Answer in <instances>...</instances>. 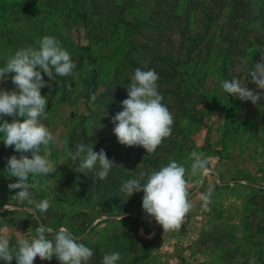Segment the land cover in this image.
I'll return each mask as SVG.
<instances>
[{
    "label": "rangeland",
    "instance_id": "obj_1",
    "mask_svg": "<svg viewBox=\"0 0 264 264\" xmlns=\"http://www.w3.org/2000/svg\"><path fill=\"white\" fill-rule=\"evenodd\" d=\"M100 1L0 0V67L16 50L38 47L37 41L46 35L59 40L77 66L71 76L61 77L54 73V81H49L42 73L44 80L50 83V87L41 89V95L48 101V119L42 123L56 136L57 142L50 145L47 153L53 173L47 177L30 176L29 182L34 185L32 199H49L51 206L46 213L33 214L32 205L14 198L19 190L8 188L10 183L17 182V178L6 174L7 160L12 155L19 158L20 154L13 148H6L3 134H0V234L5 235L14 247L18 237L30 239L41 224L54 231L65 227L93 249L94 255L88 264L94 258L102 264L103 256L112 252L121 255L117 264H264V192L258 191L264 189V99L253 105L222 89L218 69L221 60L219 43L228 9L211 28L215 41L211 53L180 69L182 87L190 97L189 106L192 107L188 108L186 104V110L181 112L177 110V102L168 106L173 115H185L182 126L186 139L177 138L179 143L169 144L167 160L161 164L167 165L175 159L187 169L193 208L181 228L164 234L162 227L144 213L143 192L134 193L128 199L120 192L126 181L120 179L123 176L120 169L125 167L120 161L111 158L117 164L112 172L116 187L112 189L119 190L118 195L103 196V189L111 185L109 178L99 187L94 183L99 180L96 175L100 170L98 163L79 181L72 182L79 174L76 161L66 153L65 145L69 150L68 134L74 126L79 132V117L89 115L97 107L86 102L85 95L95 85L99 93L113 77L116 57L113 51L122 37L121 30L115 31L107 42L95 37L96 33L107 37L113 31L110 29L111 18L104 19L106 13L110 17L117 16L114 7L109 6V10L106 4L107 7L101 8ZM110 1L117 6L122 2ZM133 1L127 16L131 11V16L143 17L154 3V0ZM187 1H178L175 9L178 14L184 12ZM258 6L253 3L252 12ZM93 11L87 27L83 28L78 13L86 12L89 16ZM95 23L101 26L100 30L91 28ZM96 57L98 59L94 61ZM93 76L94 84H91ZM233 78L239 79L250 90L258 91L252 79ZM0 88L12 90L11 79L0 83ZM260 94L264 96V93ZM121 96V102L127 99V91ZM117 113L109 112V115L113 118ZM4 119L12 120L11 117ZM19 119L23 121V118ZM130 149L128 155L122 153L128 167L124 174H132L139 159L144 157L142 150L141 158H136L139 150ZM193 151L211 158L203 176L190 174L192 161L189 157ZM40 154L45 155L43 149ZM28 155L31 158L30 153ZM133 176L137 177L136 174ZM209 190L212 192L211 203L205 208L202 196ZM120 216L123 217L121 221ZM259 258L263 260L259 261ZM12 264H16L15 260Z\"/></svg>",
    "mask_w": 264,
    "mask_h": 264
},
{
    "label": "clouds",
    "instance_id": "obj_2",
    "mask_svg": "<svg viewBox=\"0 0 264 264\" xmlns=\"http://www.w3.org/2000/svg\"><path fill=\"white\" fill-rule=\"evenodd\" d=\"M37 45L16 50L0 67V83L10 78L14 86L12 90L0 88V134H3L5 147L20 154L19 158L12 155L7 160L6 174L17 178V182L10 183L8 188L19 190L14 198L32 205L33 214L46 213L51 204L49 199L36 201L31 198L34 185L29 182V177H47L53 173L47 153L50 145L57 142L56 136L42 123L48 119V101L41 95V89L50 87L42 73L49 77V81H54V73L61 77L71 76L77 67L56 38L46 35L37 41ZM250 76L258 91L250 90L237 78L223 81L222 89L241 101L257 105L264 99L260 94L264 93V55L254 64ZM130 80L127 99L121 104L123 110L112 118L114 135L119 144L129 148L142 147L147 155H151L165 138L172 135L174 116L158 91L159 76L155 69L144 71L137 68ZM68 90L71 91L70 86ZM96 99L92 94L90 100L93 104ZM4 117H11V122ZM42 149L45 155L40 154ZM65 149L68 157L79 161L77 172L87 175L98 163L100 170L96 175L101 181L117 165L108 159L104 149L94 151L92 144H77L75 151L67 150L65 145ZM189 159L192 161L191 176L200 177L208 171L210 157L204 158L193 151ZM120 192L127 199L134 193L143 192L142 209L147 217L162 227L164 234L179 230L193 208L187 169L175 159L159 169L141 171L138 177L123 182ZM211 196V190L202 196L205 208L211 203ZM118 219L121 221L123 217ZM93 255V249L65 227L54 231L41 224L30 239L18 237L14 247L10 246L5 235L0 234V261L5 264H12L13 260L16 264H34L37 259L51 261L54 257L59 264H88ZM120 259L119 252H112L103 256L102 264H117Z\"/></svg>",
    "mask_w": 264,
    "mask_h": 264
},
{
    "label": "trees",
    "instance_id": "obj_3",
    "mask_svg": "<svg viewBox=\"0 0 264 264\" xmlns=\"http://www.w3.org/2000/svg\"><path fill=\"white\" fill-rule=\"evenodd\" d=\"M178 1L154 0L153 5L143 17L131 16V11L128 12V16L126 15L134 5L133 0H122L119 6L113 5L110 0H101L99 3L101 8L107 7L106 4H108L109 10L114 7L117 16L110 17V14L106 13L104 19L111 18L110 29L113 31L110 35L106 33L107 37L104 36L105 34L97 35L98 33L95 37L107 42L109 37L111 38L120 30L122 37L113 51V56H116L113 77L105 83V88L99 93L96 91V85L92 91L86 93V102L90 101V105L93 104L90 100L91 95H96L97 99L94 104L97 107L89 115L79 117V132H76L75 126L70 130L68 147L70 151H74L77 144L83 143L89 146L92 144L93 150L96 152L104 149L110 160L112 158L116 162L120 161L125 164V167L120 169L123 174L120 179L128 180L134 178V174L138 177L141 171L159 169L161 164L167 160L165 155L170 148L169 144L179 143L177 138L186 139L182 126L185 115L175 114L173 115L172 135L163 140L154 154L147 155L142 147H132L139 150L135 155L136 158H141V150L144 157L139 159L137 163L139 166L134 168L132 174H124L128 167H126V161L122 159V153L128 155L132 149L118 143L109 112L120 111L121 94L127 91L135 69L140 68L144 71L155 69L159 76L158 91L164 97L163 103L167 107L170 106L169 103L174 104L175 102L178 103L177 110L181 112L186 110V104H188V108L192 107V105L189 106L190 97L182 87L183 80H181L180 69L205 59L211 53L215 43L211 28L220 19L223 11L227 9L229 14L224 23L225 28L220 30L221 60L218 69L221 80H231L235 76L251 79L250 72L253 70L254 64L260 62V56L264 55V0H188L186 8L181 14L175 10ZM253 3L259 5L255 12H252ZM109 6L111 7L109 8ZM94 12H90L89 16L86 12L78 13L83 28L87 27L88 17H91ZM91 28L100 30L101 26L95 23ZM104 31L106 32V30ZM85 49L89 51L88 47ZM96 59L98 57L94 58V61ZM94 79L95 76L91 78V84H94ZM76 164L78 166V160ZM112 172L113 168L107 177L111 180V185L102 191L104 197L109 194H119V190L112 189L116 187V179ZM77 174L79 176L72 179L73 183L85 175L80 172ZM83 182H85L84 179ZM94 183L97 187L102 185L100 179ZM258 191L264 192V189ZM81 242L87 245L84 241L81 240ZM97 260L98 258H94L89 264H101L97 263ZM262 260L259 258V261ZM0 264L2 263L0 262ZM34 264H59V262L54 257L51 261L37 259ZM242 264H247V262Z\"/></svg>",
    "mask_w": 264,
    "mask_h": 264
}]
</instances>
